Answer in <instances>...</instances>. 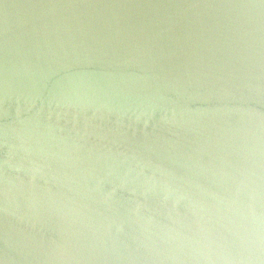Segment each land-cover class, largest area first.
<instances>
[{"label": "water", "instance_id": "water-1", "mask_svg": "<svg viewBox=\"0 0 264 264\" xmlns=\"http://www.w3.org/2000/svg\"><path fill=\"white\" fill-rule=\"evenodd\" d=\"M0 264H264V0H0Z\"/></svg>", "mask_w": 264, "mask_h": 264}]
</instances>
